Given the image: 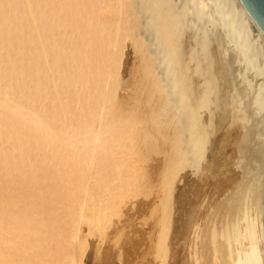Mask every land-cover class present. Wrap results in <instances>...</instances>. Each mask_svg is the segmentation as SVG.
Wrapping results in <instances>:
<instances>
[{"label":"bare ground","instance_id":"6f19581e","mask_svg":"<svg viewBox=\"0 0 264 264\" xmlns=\"http://www.w3.org/2000/svg\"><path fill=\"white\" fill-rule=\"evenodd\" d=\"M125 49L131 60L121 77ZM248 71L264 76V35L241 0H0V262L15 264L27 246L33 248L37 230L21 237L34 222L29 210L53 188L78 180L85 187L102 185L105 193L111 176L115 192H130L131 169L146 171L159 153L146 138L158 131L168 146L160 151L162 173L151 186L160 195L154 256L164 264L176 178L184 169L194 178L208 156L211 162L216 120L234 109L251 119L264 109V80L253 84ZM138 134L144 137L131 150ZM38 179L45 181L41 188L35 187ZM80 198L84 210L97 207L105 216L121 210L86 192ZM10 217L23 222L14 227L18 220ZM239 221L228 236L234 247L230 264H264V233L246 206Z\"/></svg>","mask_w":264,"mask_h":264},{"label":"rangeland","instance_id":"374dc122","mask_svg":"<svg viewBox=\"0 0 264 264\" xmlns=\"http://www.w3.org/2000/svg\"><path fill=\"white\" fill-rule=\"evenodd\" d=\"M218 32L222 31H217V34H219ZM125 51L128 50H124V53L121 56L120 70L118 69V74L121 77L126 75L125 71H127V68L130 65L129 61L131 60L129 53ZM123 55H126V59ZM123 59H125V63ZM122 62L124 66L126 65L125 67H123ZM251 73L248 71L247 76L249 79H252L251 81L253 84L264 80V76H258L254 72L252 74ZM249 96L250 95H247L244 98L245 101L243 100V104L246 109L249 108L247 104L250 100ZM237 110L238 109H234L231 111L230 115L229 113L226 114V116L224 114L226 119L223 121L216 120L217 128L216 130L214 129L209 142V147H214L212 150L213 156L211 162H209L210 158L208 156V158L204 160L194 178L189 176L186 169H184L181 175L176 178L171 194L172 212L169 228L164 237L167 247V255L164 264H230L234 247L230 242L228 243V236L231 235L233 224L240 222L239 215L243 212L244 206H246L247 211L249 210V217L256 224L258 233H264V213H262V208V212H260V207L262 206L260 194L262 193V184L264 183V176H262L264 175V172H262L264 171V168H262V166H264V130L262 129L264 128V109H262L263 112L262 110H259V112L253 115L251 119V116L247 119L244 116L243 118H240V112L238 113ZM261 123H263L262 127H260ZM167 126L170 127L171 123ZM254 128L257 133L254 131ZM250 129L251 131L253 130L252 134H250ZM257 129H259V131ZM160 134L161 132L151 131L148 133L149 136H146L152 145L154 144L153 147H155L159 153L154 155L153 158L151 156L153 161L151 160L152 163L147 167L146 171L137 169V172L131 169V181L126 183V189L130 188V192H127L126 194L124 190L115 192L114 189L118 184L114 182L113 177L109 176L106 178L105 186L108 191L105 193V189L102 188V185L94 184L85 187L84 183L77 180L65 189L62 188L58 190L56 189L57 187H55L52 191L54 193L50 192L47 195L41 196L40 202L34 206L33 209L29 210L33 216L31 218L34 222L31 223L34 227H32V224V226L26 225L25 228L28 230V234H22L21 237L27 238L29 235L37 231L38 235L40 234L43 237L39 235L38 238V236H36L39 240L36 239L33 248L32 246L29 248V246L25 244L24 247H27L22 251V254L24 255L20 254L22 257L14 263L25 264V261H23L25 258L26 264H34V261H36L35 264H40V262L41 264H47L48 262L51 263L49 259L52 258L51 264H56V261L58 264H79L80 262H83V264H157L158 259L155 258L154 252L159 230L157 227L158 221L154 214L159 208L160 195L158 188L151 186L155 182L157 176H159L158 173H162L161 169H163L164 164L161 165V163H163L161 155L166 152L165 150H167L168 146L167 141L164 142L161 140V136H159ZM134 137L135 141L131 150L135 145L140 143L141 138L144 136L138 134ZM155 142H157V146H155ZM160 151L163 152L161 155ZM155 156H158V158L155 159ZM246 158H249V160ZM261 158H263V162L260 160ZM206 163H210L208 167H206L207 165L205 166ZM211 164L214 169L211 168ZM248 168L250 170H248ZM260 168L262 170H260ZM159 169L160 171H158ZM257 173L260 175L258 174L259 176H256ZM37 182L40 183V180H36L35 187L40 186L39 188H41L45 184V181L43 180H41L40 184ZM71 186L78 187L77 189H74ZM134 187H136L135 190L133 189ZM72 191L73 193H76L75 196L72 195ZM85 192L88 193L91 199L96 200L99 198V201H103V206L105 207L117 205L118 209L121 208L118 212L119 214L114 213L105 216L97 207H93L91 209L86 208L85 210L81 209L80 197L85 194ZM56 194L57 196H55ZM116 195H118V197H116ZM76 198L79 200H76ZM50 201L55 203L51 204ZM133 201H135V206L130 210L129 206ZM42 202L44 203L41 204ZM57 202L60 205L57 204ZM256 203L258 204L256 205ZM41 207L44 208L42 209ZM34 208H36L37 213ZM40 208L41 211H39ZM32 211L36 214H33ZM30 216L31 215H29V217ZM98 217L100 219H98ZM104 217L108 220L106 225L101 223V218L103 219ZM11 218L13 217H10V219ZM34 218L37 221H35ZM79 218L82 219L79 221ZM72 219L73 221L76 220L79 226L75 225L76 222L74 223L71 221ZM14 220L18 221L15 222ZM20 220L21 219L19 217L13 218V226H19L20 224L18 222H20ZM43 220L45 224L43 223ZM22 222L23 220L20 223ZM58 223L60 224L59 226ZM38 225H44L45 229L41 226V232L38 230ZM46 226L48 228L52 226L53 228H51L54 230L51 232V229H48ZM58 227H60L59 230ZM72 227H76V229ZM62 228L65 230H62ZM30 229L33 230L32 233L29 231ZM77 230L78 237L75 239ZM72 231H74V233H72ZM43 232L45 235L41 234ZM37 233L35 234L37 235ZM19 234L15 233L13 235L16 236L17 239ZM46 234L48 237H52V242L53 240L55 241L52 243ZM13 235L9 237L13 238L11 240L15 241V237ZM44 239H46V241H44ZM37 240L39 243L41 240L46 243L44 244L42 241L39 245ZM68 242L70 245H68ZM35 244L38 245L36 246ZM80 244H82V246ZM260 244L262 245V242H260ZM51 245L54 247L52 248ZM42 246L44 249L40 248ZM65 247L66 251L64 250ZM34 248H36V251H34ZM30 249H32V251ZM49 249H51V251ZM43 250L44 252H42ZM46 250L47 253L45 252ZM32 252H34L35 255ZM58 252L59 254H57ZM30 253H32L33 256H31L32 254ZM51 253L52 255H50ZM47 254H49L48 257ZM27 255L30 259L26 258ZM261 256L263 257L264 254ZM261 259L264 263V259ZM29 260L32 262L30 263ZM1 262L0 264H3Z\"/></svg>","mask_w":264,"mask_h":264},{"label":"water","instance_id":"95a60500","mask_svg":"<svg viewBox=\"0 0 264 264\" xmlns=\"http://www.w3.org/2000/svg\"><path fill=\"white\" fill-rule=\"evenodd\" d=\"M264 35V0H241Z\"/></svg>","mask_w":264,"mask_h":264}]
</instances>
